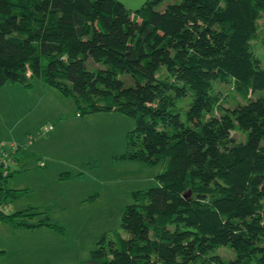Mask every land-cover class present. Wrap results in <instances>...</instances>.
Wrapping results in <instances>:
<instances>
[{"label":"trees","instance_id":"16d2710c","mask_svg":"<svg viewBox=\"0 0 264 264\" xmlns=\"http://www.w3.org/2000/svg\"><path fill=\"white\" fill-rule=\"evenodd\" d=\"M163 1L130 9L119 0H0V86L37 79L71 97L78 115L130 117L120 157L162 161L158 185L133 191L121 214L128 236H101L81 264H264V68L250 45L264 0L158 9ZM87 58L103 68H86ZM122 73L134 84L123 85ZM215 80L230 85L232 107ZM10 148L0 155V221L61 231L47 217L32 222L34 208L2 210L21 191L6 186Z\"/></svg>","mask_w":264,"mask_h":264},{"label":"rangeland","instance_id":"374dc122","mask_svg":"<svg viewBox=\"0 0 264 264\" xmlns=\"http://www.w3.org/2000/svg\"><path fill=\"white\" fill-rule=\"evenodd\" d=\"M119 1L125 7L135 9L143 0ZM171 1L165 0L157 8L162 9ZM262 34L264 13L257 27V38L250 41L253 58L260 68H264V43L259 40ZM85 66L88 69L103 68L101 63L90 58L85 61ZM118 78L123 85L134 84L126 73L119 74ZM9 84L12 88H3L0 96L9 95L19 100L20 111L12 118L4 112L8 102L0 103V149L8 157V143L12 140L10 130L13 129L14 134L20 132L25 144V132H30L33 141L38 142L41 154L34 151V147H24L29 150L21 149L20 154L30 158L26 159L29 161L38 158L52 162L43 168V173L19 174L8 181L6 186L20 189V195L15 199L7 197L1 208L5 213L34 208L40 213L31 217L32 222L47 217L62 230L58 232L45 226L13 227L0 221V264H81L101 236L113 239L116 232L122 237L128 236L119 226L121 214L131 202L133 191L158 185L155 176L163 168L162 161L146 164L121 158L125 151V136L134 126L133 119L117 111L76 115L77 110L69 96L58 94L61 100H57L49 93L45 94L39 113L33 111L12 125L17 116H23L33 108L32 104L40 95L35 89L30 91L23 85ZM213 85L223 106L232 107L233 99L227 97L230 85L217 80ZM47 88L58 93L49 86ZM39 92L41 94V90ZM188 100L186 96L179 104L186 105ZM214 113L219 112L215 110ZM55 116H59L55 120L58 124L51 131L47 127L53 125ZM50 133L54 135L44 139ZM230 135L236 142L244 139V132L234 130ZM9 158L8 162H11ZM217 252L223 258L234 256L224 246Z\"/></svg>","mask_w":264,"mask_h":264},{"label":"crops","instance_id":"0c3cea01","mask_svg":"<svg viewBox=\"0 0 264 264\" xmlns=\"http://www.w3.org/2000/svg\"><path fill=\"white\" fill-rule=\"evenodd\" d=\"M138 1H141V0H138ZM3 88L4 89L12 88V85H10L9 83H5L4 85L0 86V91L4 90ZM34 89L40 95L39 98H36L37 102L35 104L33 103L32 104L33 108L32 109H28L25 112V114H23V116H17L13 120V122L11 123L12 125H15L16 123H19L20 117H25L27 114L30 115L33 111L38 110L36 113H39V106L43 103L45 94L49 93L52 96L53 99L55 98L57 100H61L59 95H58L59 93H55L53 91H50V89H48L46 85H43L39 80L36 81V82L35 81L32 82V87L29 88V90L33 91ZM40 90H41V94L39 92ZM1 96H0V103L8 102V103H6V107L4 109V112H6L7 115L10 114L12 118L15 116L16 113L19 114V111H20V109L18 108V107H20L19 106V100H17V99L14 100L12 98V96H9V95H3V97H1ZM57 118H59V116L58 117L57 116L53 117V120H52L53 125L51 126V131L54 130V128H55L54 125H56V127H57L58 122L55 121ZM23 130L26 131L27 128H24ZM33 131H34V129H33ZM29 133L30 132H25V135H26V138H27V144H25L24 139L19 135L20 132H17V134L16 133L14 134L13 129L10 130V135L12 137L11 138L12 140L8 143V147H9L8 153L10 154V152H12V150L10 148L12 143L17 147V150L14 151V157L12 158L11 162H8L9 170H11V172H12V176H11V178L8 181H10L12 178L16 177L15 175H19V174H27L28 175L30 173H35V172L43 173V170L46 169L45 167H47V164L48 163L50 164L52 162V160H50V159H46V161H42V160H40L38 158L37 159L33 158L31 161H29V160H26V159H30V158H27L24 155L20 154L21 149L29 150V149L24 148V147H30V148L34 147V151H36L37 153L41 154V152H39V148H38L39 146L37 145L38 142L37 141H33L34 140V136H32ZM51 134L52 133H50L44 139H47ZM52 135H54V133ZM4 154L5 153L3 152V149H0V155H4ZM32 163H33V166H32ZM37 168H39V169H37ZM43 168H45V169H43ZM60 206H61V204H60ZM61 207H63V205Z\"/></svg>","mask_w":264,"mask_h":264},{"label":"built area","instance_id":"2783aa9c","mask_svg":"<svg viewBox=\"0 0 264 264\" xmlns=\"http://www.w3.org/2000/svg\"><path fill=\"white\" fill-rule=\"evenodd\" d=\"M47 128H48V129H50L51 127H50V126H48ZM11 147H14V144H13V143L11 144Z\"/></svg>","mask_w":264,"mask_h":264}]
</instances>
